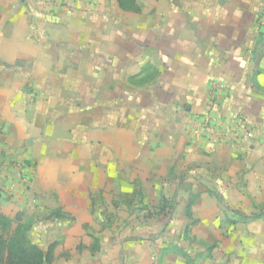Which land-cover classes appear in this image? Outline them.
Instances as JSON below:
<instances>
[{
  "label": "crops",
  "instance_id": "crops-1",
  "mask_svg": "<svg viewBox=\"0 0 264 264\" xmlns=\"http://www.w3.org/2000/svg\"><path fill=\"white\" fill-rule=\"evenodd\" d=\"M121 1L0 0V215L66 190V153L100 164L124 143L156 152L164 173L172 160L176 172L211 166L229 195L238 178L264 186V0ZM144 124L157 138L140 136ZM46 160L61 164V185L44 183ZM242 237L254 242L198 264L264 257V232Z\"/></svg>",
  "mask_w": 264,
  "mask_h": 264
},
{
  "label": "rangeland",
  "instance_id": "rangeland-1",
  "mask_svg": "<svg viewBox=\"0 0 264 264\" xmlns=\"http://www.w3.org/2000/svg\"><path fill=\"white\" fill-rule=\"evenodd\" d=\"M128 114L126 105L120 107V118ZM236 119H245L254 135L244 113ZM148 133L157 138L159 130L144 124L140 136ZM151 141L157 148V140ZM127 148L124 143L118 153L104 149L100 164L91 151L92 161L80 166L66 153V190L49 192L44 204L18 216L32 242L44 249L54 244L45 264H198L220 245L231 255L254 242L242 235L252 231V223L264 222L263 185L238 178L226 187L240 191L229 195L211 166L203 173L189 167L176 172L172 160L164 173L150 160L156 152L143 150V144ZM253 259L250 264H264L263 256Z\"/></svg>",
  "mask_w": 264,
  "mask_h": 264
},
{
  "label": "trees",
  "instance_id": "trees-1",
  "mask_svg": "<svg viewBox=\"0 0 264 264\" xmlns=\"http://www.w3.org/2000/svg\"><path fill=\"white\" fill-rule=\"evenodd\" d=\"M121 6L125 4L119 0ZM126 2V0H124ZM13 220L17 224L12 227ZM8 219L0 215V264H45L52 259L53 246L46 249L33 243L19 217Z\"/></svg>",
  "mask_w": 264,
  "mask_h": 264
},
{
  "label": "clouds",
  "instance_id": "clouds-1",
  "mask_svg": "<svg viewBox=\"0 0 264 264\" xmlns=\"http://www.w3.org/2000/svg\"><path fill=\"white\" fill-rule=\"evenodd\" d=\"M7 50V47L5 48ZM61 175V164L56 160H46L42 163V179L46 183H55ZM264 222L257 221L251 225V230L260 235Z\"/></svg>",
  "mask_w": 264,
  "mask_h": 264
},
{
  "label": "built area",
  "instance_id": "built-area-1",
  "mask_svg": "<svg viewBox=\"0 0 264 264\" xmlns=\"http://www.w3.org/2000/svg\"><path fill=\"white\" fill-rule=\"evenodd\" d=\"M203 120H204V123H206L208 125L212 126V123H213V126L215 125L214 120L210 116L205 117ZM237 124L240 127V130H241L240 132H242L243 134L246 133L249 136H253V130H247V128H246L248 123L246 122L245 119H239ZM224 130L226 131V129H224ZM225 131L219 130V131H215V132H217V135L219 137H226L228 135L226 134Z\"/></svg>",
  "mask_w": 264,
  "mask_h": 264
}]
</instances>
